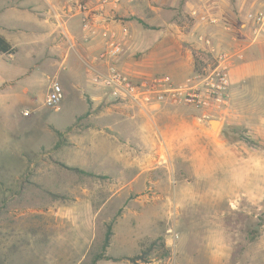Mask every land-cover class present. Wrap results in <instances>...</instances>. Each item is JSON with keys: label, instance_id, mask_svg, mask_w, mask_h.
Instances as JSON below:
<instances>
[{"label": "rangeland", "instance_id": "374dc122", "mask_svg": "<svg viewBox=\"0 0 264 264\" xmlns=\"http://www.w3.org/2000/svg\"><path fill=\"white\" fill-rule=\"evenodd\" d=\"M204 58L198 71L213 64L210 55ZM42 66L18 62L9 68L22 75L18 86L29 87L28 101L15 108L13 96L0 93V264H87L102 250L110 226V255L107 250L105 255L111 259H103L108 264H264V121L258 118L264 113V78L241 82L237 102L244 110L242 119L228 108L209 114L189 108L203 112L211 129L210 120L220 121L212 131L227 148L209 160L212 165L199 160L201 175L190 159L178 157L190 148L175 143V120H169V143L152 150L138 142L137 128L129 122L127 136L137 141L126 143V174L90 176L66 167L83 165L84 153L77 146L85 144L86 136L77 133L88 131L83 119L90 106L71 101L64 88L62 112L44 106L48 73ZM98 90L101 114L111 96ZM175 150V157L166 156ZM109 165L117 169L114 162ZM124 182L137 190L157 184L155 201L139 208L146 216L152 213L156 223L118 221L124 213L134 216L140 206L133 201L137 191L129 192V198H105L98 203L104 204L99 222H89L85 186ZM173 233L176 246L171 245ZM117 235L128 236L125 254L117 252ZM138 256L135 262L129 259Z\"/></svg>", "mask_w": 264, "mask_h": 264}, {"label": "crops", "instance_id": "0c3cea01", "mask_svg": "<svg viewBox=\"0 0 264 264\" xmlns=\"http://www.w3.org/2000/svg\"><path fill=\"white\" fill-rule=\"evenodd\" d=\"M259 10H264V0H120L119 3L113 0L0 1V34L16 49L14 54L0 53V93L11 94L15 99V108L18 106L16 103L28 101L29 87L24 84L18 86L17 81L22 75H16L9 68L18 62L42 63V68L48 73L47 88L51 79H58L71 94V101L90 106V114L83 119L88 123V131L77 133L86 136L85 144L77 146L84 153L81 159L83 165L78 168L97 175H125L126 143L137 141L127 136V124L134 123L140 136L138 142L148 143L152 150L159 143H169L165 128L169 126L167 121L175 120V143L181 148H190L188 152H179L178 157L190 159L198 171L196 174L201 175L199 160L205 159L212 165L209 160L218 158L223 147L227 149L220 135L213 134L209 124H206L203 112L168 102L141 108L128 102L107 99L105 93V107L101 114H97L103 96L92 84L90 75L91 70H102L106 65L100 58L104 50L102 27L108 22L115 30L116 39L122 40L125 46L121 63L125 70L137 77L168 75L177 83L192 77L198 72V65L206 61L204 56L210 55L197 39L200 34L211 36L221 48H242L244 58L233 59L230 99L224 107L242 119L245 117L244 110L237 102L243 91L241 82L264 78V36L255 41L247 19L248 14ZM84 14H90L95 26L84 29ZM202 15L217 18L221 23L202 21ZM224 23L231 24L233 30L226 31L222 25ZM3 64L6 69L2 67ZM63 108L60 104L55 110L60 113ZM258 118L264 121V113ZM229 149L232 150V147ZM157 151L164 155L165 151ZM176 152H169L166 156L175 157ZM233 152V156H236V151ZM129 153L133 156V152ZM110 162H114L117 169L109 165ZM68 165L72 166V163ZM112 168L115 170L112 171ZM142 174L141 169L138 176ZM180 187L182 191L184 186ZM84 191L86 213L91 223L99 222L104 207V204L98 207L99 202L105 198H129V192L134 191L138 196L133 201L140 206L134 209V216L124 213L118 221H157L152 213L146 216L139 209L155 201L157 184L145 183L137 190L128 182L119 185L93 183L86 185ZM110 191L115 192L108 195ZM127 237L117 235L118 253L125 254ZM109 250L110 246L107 255H110ZM104 263L108 264L109 261H98V264Z\"/></svg>", "mask_w": 264, "mask_h": 264}, {"label": "built area", "instance_id": "2783aa9c", "mask_svg": "<svg viewBox=\"0 0 264 264\" xmlns=\"http://www.w3.org/2000/svg\"><path fill=\"white\" fill-rule=\"evenodd\" d=\"M113 2L119 3L120 0H113ZM200 19L210 24L221 23L219 19L206 15H202ZM247 19L253 31V39L261 40L264 36V10L248 14ZM222 25L226 31L233 30V26L229 23ZM92 26L95 24L90 14H84V29ZM101 36L104 40V50L100 58L106 65L102 70H91L92 84L96 88L106 90L112 99L128 102L141 108L168 102L173 105L198 108L206 114L223 110L230 99L233 59L234 57L244 58L242 48L224 49L219 47L211 36L200 34L197 39L208 50L213 60L212 65L205 66L180 83L175 82L168 75L137 77L120 66L119 62L125 49L124 44L122 40L116 39L117 34L108 22L102 27ZM63 96L64 89L61 82L58 79H51L44 98V106L58 109ZM24 114L29 115L30 112L26 111ZM170 240L171 245L176 246L177 236L174 233Z\"/></svg>", "mask_w": 264, "mask_h": 264}, {"label": "trees", "instance_id": "16d2710c", "mask_svg": "<svg viewBox=\"0 0 264 264\" xmlns=\"http://www.w3.org/2000/svg\"><path fill=\"white\" fill-rule=\"evenodd\" d=\"M15 52H16V49L12 47V45L7 41V39L3 35L0 34V53L9 55V54H14ZM57 133L60 136H63V132L58 130ZM249 142H252V141H249ZM66 167L68 169L77 171V172L85 174V175L95 176L94 173L87 172V171L82 170L78 167H68V166H66ZM112 234H113V231H112V228L110 226V227H108V230H107V233H106V236L104 239V243L102 246V250L100 252L95 253L94 256L92 257V259L89 262H87V264H98V261H100V260L111 259L109 256L105 255V253H106V250L109 246ZM138 258H139V256L138 257H132L129 259L132 260L133 262H135Z\"/></svg>", "mask_w": 264, "mask_h": 264}, {"label": "water", "instance_id": "95a60500", "mask_svg": "<svg viewBox=\"0 0 264 264\" xmlns=\"http://www.w3.org/2000/svg\"><path fill=\"white\" fill-rule=\"evenodd\" d=\"M219 124H220L219 120H210V125L212 129H216Z\"/></svg>", "mask_w": 264, "mask_h": 264}]
</instances>
